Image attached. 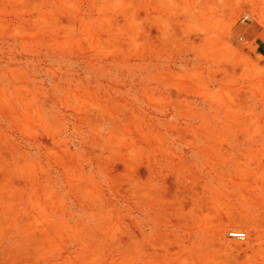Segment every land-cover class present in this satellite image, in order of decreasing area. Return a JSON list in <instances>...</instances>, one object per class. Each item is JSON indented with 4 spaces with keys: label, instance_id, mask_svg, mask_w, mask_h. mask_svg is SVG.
I'll return each instance as SVG.
<instances>
[{
    "label": "rangeland",
    "instance_id": "374dc122",
    "mask_svg": "<svg viewBox=\"0 0 264 264\" xmlns=\"http://www.w3.org/2000/svg\"><path fill=\"white\" fill-rule=\"evenodd\" d=\"M263 237L264 0H0V264H264Z\"/></svg>",
    "mask_w": 264,
    "mask_h": 264
},
{
    "label": "bare ground",
    "instance_id": "6f19581e",
    "mask_svg": "<svg viewBox=\"0 0 264 264\" xmlns=\"http://www.w3.org/2000/svg\"><path fill=\"white\" fill-rule=\"evenodd\" d=\"M191 6H192V5H191ZM209 6H210V5H209ZM214 6H216V5H214ZM216 7H217V6H216ZM72 8H73V7H72ZM209 8H210V7H209ZM68 9H69V8H68ZM207 9H208V8H207ZM213 9H214V8H213ZM186 10H187V9H186ZM188 11H189V10H188ZM71 13L74 14V12H71ZM71 13H70V14H71ZM208 14H209V13H208ZM70 16H72V15H70ZM80 16H82V15H80ZM76 17H77V16H76ZM80 18H81V17H80ZM208 18H209V17H208ZM83 19H84V18H83ZM84 21H85V20H84ZM76 22H77V21H76ZM214 22H215V21H214ZM218 23H219V22H218ZM74 25H75V24H74ZM82 27H83V25H82ZM218 28H219V25H218ZM220 28H221V27H220ZM203 29H204V28H203ZM203 29H202V30H203ZM74 31H75V30H74ZM210 31H211V30H210ZM218 31H219V30H218ZM71 32H72V31H71ZM87 34H88V33H87ZM207 34H209V32H208ZM207 34H205V35H207ZM211 34H213V33H211ZM211 34H209V35H211ZM217 35H218V34H217ZM90 37H91V36H90ZM254 120H255V119H254ZM259 126H260V125H259ZM261 195H262V194H261ZM253 196H254V195H253ZM251 198H252V197H251ZM260 200H262V199H260ZM261 203H262V202H261ZM261 206H262V205H261ZM226 218H227V217H226ZM232 218L234 219L233 221H235V222L237 221L234 217H231V219H232ZM248 218H249V217H248ZM253 218H254V217H253ZM221 219H222V218H221ZM249 219H250V218H249ZM227 220H228V219H227ZM245 220H246V219H245ZM220 221H222V220H220ZM230 221H231V220H230ZM239 221H241V219H240ZM256 221H257V220H256ZM256 221H255V222H256ZM225 222H226V224H227L229 221H228V222L225 221ZM246 222H248V221H246ZM222 223H223V221H222ZM229 223H230V222H229ZM236 223H237V222H236ZM241 223H242V222H241ZM257 223H258V221H257ZM223 224H224V223H223ZM226 224H224V226L227 227V228H229V227H230V228H231V227H232V228H233V227L235 228V227H236L235 225H232V223H231V224H228L227 226H226ZM249 224H250V223H249ZM249 224H248V226H249ZM251 224H253V223H251ZM224 226H222L221 228H223ZM252 226H254V225H252ZM255 226H256V225H255ZM218 227H219V226H218ZM242 227H243V226H242ZM246 229H247V228H245V231H246ZM249 229L251 230V228H249ZM249 229H248V230H249ZM222 230H223V229H222ZM235 230H236V228H235ZM237 230H238V229H237ZM248 230L246 231V234H247ZM250 230H249V231H250ZM251 231H252V230H251ZM251 231H250V232H251ZM254 231H255V230H254ZM255 232H256V231H255ZM251 233H252V232H251ZM256 233H257V232H256ZM258 234H259V233H258ZM249 235H251V234L248 233L247 236H249ZM252 235H253V234H252ZM253 236H254V235H253ZM254 237H256V236H254ZM263 238H264V237H263ZM249 239L251 240V236H250V238L248 237V240H249ZM256 239H257V238H256ZM248 240H247V241H248ZM250 240L248 241V243H247V242H245V243H244V242H242V243H236V242H234L236 245L234 244V246H232V247H234V248H236V249H238V250L241 249V250H243V252H245L244 249L248 247L249 243H250V246L248 247V249L251 248V246H253V245H252V242H253V241L250 242ZM261 240H262V239H261ZM258 241H259V240H258ZM238 242H239V241H238ZM256 242H257V240L255 241V243H256ZM255 243H254V244H255ZM256 246H257V245H256ZM230 247H231V244H230ZM258 247H259V245H258ZM260 247H262V246H260ZM234 251H236V250H234ZM263 254H264V253H263ZM263 254H262V255H263ZM260 255H261V254H260ZM263 257H264V255H263ZM263 257H262V258H263Z\"/></svg>",
    "mask_w": 264,
    "mask_h": 264
},
{
    "label": "built area",
    "instance_id": "2783aa9c",
    "mask_svg": "<svg viewBox=\"0 0 264 264\" xmlns=\"http://www.w3.org/2000/svg\"><path fill=\"white\" fill-rule=\"evenodd\" d=\"M229 235L231 237H235L238 239H244L245 238V232L240 231V230H230Z\"/></svg>",
    "mask_w": 264,
    "mask_h": 264
}]
</instances>
